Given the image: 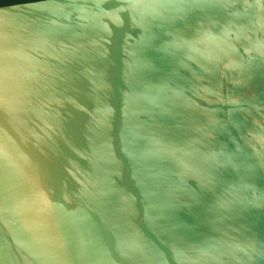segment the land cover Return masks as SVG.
I'll list each match as a JSON object with an SVG mask.
<instances>
[{"label":"water","instance_id":"95a60500","mask_svg":"<svg viewBox=\"0 0 264 264\" xmlns=\"http://www.w3.org/2000/svg\"><path fill=\"white\" fill-rule=\"evenodd\" d=\"M0 264H264V0L0 6Z\"/></svg>","mask_w":264,"mask_h":264},{"label":"trees","instance_id":"16d2710c","mask_svg":"<svg viewBox=\"0 0 264 264\" xmlns=\"http://www.w3.org/2000/svg\"><path fill=\"white\" fill-rule=\"evenodd\" d=\"M31 1H37V0H0V6L31 2Z\"/></svg>","mask_w":264,"mask_h":264}]
</instances>
